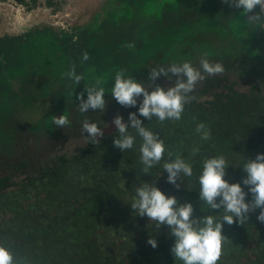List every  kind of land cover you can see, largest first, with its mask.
<instances>
[{"label":"trees","instance_id":"obj_1","mask_svg":"<svg viewBox=\"0 0 264 264\" xmlns=\"http://www.w3.org/2000/svg\"><path fill=\"white\" fill-rule=\"evenodd\" d=\"M250 14H260L263 19L259 7ZM176 25L167 24V31L174 33ZM144 28L140 24L135 31L118 32L119 36L112 39L101 32L98 40L92 42L94 49L87 50L89 59L84 62H81L83 54L76 57L74 50L61 51L54 61L60 72L46 84L56 86V97L66 102L63 108L79 101L85 83L96 81L105 88V98L115 101L110 89L116 72L122 69L126 70V75L135 76L145 87L151 88L144 74L151 68L169 64L160 53L152 58H140L139 51L147 44L141 40ZM247 29L252 49L250 57L231 53L221 58L217 54L220 49L198 52L199 60L219 62L224 71L214 76L204 74V79L198 81L189 94L180 120L161 122L155 117L150 121L141 117L145 126L164 140L165 159L181 155L192 163L193 176L178 178L179 188L167 181L166 171L160 177L159 165L153 167L150 174L142 172L139 136H136L134 149L122 152L114 146L113 135L118 133L111 123L113 119L100 126L105 134L94 144L88 142L86 134H81L84 138H76L71 146L58 147L46 160L39 156L38 163L26 154L30 150L28 145L37 142L38 136L28 135L27 131L16 135L13 131L19 130L14 126L8 130L12 133L6 137L11 143L5 146L0 139V153L5 149V157H16L17 161L7 164L8 169L13 173L18 171L23 178L0 173V244L8 247L17 261L27 264H179L171 252L174 240L168 235V226L156 229L154 221L136 215L132 209L133 185L142 180L157 181L162 191L175 195L181 203L191 201L194 215L203 216L207 213L201 210L197 180L202 159L223 154L231 163L238 164L243 156L255 158L257 153L264 152V26L251 24ZM156 36L157 32L150 36V41H145L150 43ZM41 51L37 50V61L45 64L47 55ZM73 67L85 76L78 85L64 76ZM90 68L103 73H89ZM24 76L22 83V76L11 77L10 82L1 79L0 90L15 97L28 95L34 88L29 75ZM165 78L170 85L164 86L160 78L156 83L164 87L175 84L174 77ZM238 84H242V88H238ZM42 92L49 94L47 89ZM116 104L120 106L116 105L117 114L125 121L138 107ZM12 108H2L0 120L1 115L9 116ZM89 111L79 112L77 119L63 128L54 124L47 126L54 135L81 131L84 120L93 121L87 118ZM201 122L211 131L208 140H202L195 131ZM2 127L0 122V133ZM129 131L136 135L134 129ZM14 136L17 138L11 141ZM194 149L199 151L194 152ZM245 175L242 167L230 165L225 178L237 182ZM243 187L247 191L248 186ZM246 199L250 201L252 194ZM258 214L259 209L249 212L244 223L224 224L222 234L226 238L217 264H264V222L257 219ZM150 236L157 239L156 248L147 243Z\"/></svg>","mask_w":264,"mask_h":264},{"label":"clouds","instance_id":"obj_2","mask_svg":"<svg viewBox=\"0 0 264 264\" xmlns=\"http://www.w3.org/2000/svg\"><path fill=\"white\" fill-rule=\"evenodd\" d=\"M229 2V0H225ZM232 6L242 9V14L252 12L253 9H264V0H230ZM239 20V19H238ZM247 23L264 26V19L260 14L249 17ZM89 54L84 52L81 62L87 61ZM224 66L212 63L208 59L200 61V67L193 66L190 61L171 63L167 67L151 68L148 71V80L154 85L145 87L144 82L135 76L126 75V70H119L114 76L110 89L112 98L124 107H137V110L128 114V120L117 114L113 117L112 124L118 135H113L115 147L125 152L134 149L136 136L141 138L139 145L140 169L143 173L150 174V170L159 165L161 175L167 172V181L177 188L178 178L193 176V165L181 155L175 158L165 159L166 145L159 134L154 133L145 126L142 118L150 121L155 117L158 121L180 120L189 94L193 91L196 83L204 79V74L214 76L222 73ZM171 74L175 78V84L164 87L156 81L162 76ZM64 76L76 85L85 80L82 73H77L75 68H70ZM86 93V97H85ZM105 88L99 81L86 84L84 91L79 96V111L84 113L89 109L95 111L105 109ZM53 124L57 128L69 124L68 117L63 113L54 116ZM82 134L94 144L99 137L104 136V128L97 122L84 120ZM129 129H134L133 135ZM195 131L202 140H208L211 131L201 122ZM194 149V152H198ZM169 157L171 153L169 152ZM242 167L246 174L242 181L230 182L226 179L229 166ZM159 177V178H160ZM199 189L198 199L201 210L207 214L194 215V205L191 201L181 203L175 195H168L155 183L142 180L133 185L131 207L141 217H148L150 222H155L154 227L161 229L168 226V235L174 242L171 252L175 262L179 264H217L222 251V244L226 238L222 234L224 224L234 222L244 223L248 219L249 212L259 209L257 219L264 222V152L257 153L255 158H245L238 164L231 163L223 154L204 157L201 171L197 177ZM243 186H248L245 191ZM252 199L247 200L248 194ZM213 210H219L215 212ZM211 213V214H209ZM153 248L158 246L154 236L147 241ZM0 264H27L26 261H17L8 247L0 244Z\"/></svg>","mask_w":264,"mask_h":264},{"label":"flooded vegetation","instance_id":"obj_3","mask_svg":"<svg viewBox=\"0 0 264 264\" xmlns=\"http://www.w3.org/2000/svg\"><path fill=\"white\" fill-rule=\"evenodd\" d=\"M10 1L19 6L14 14L19 20L23 17L22 13H19V9L23 12L32 13L37 7L50 9L52 15L59 12L65 19V22L61 23L62 25H53L47 18L25 25L22 21H18L17 26V24L12 23L9 17L10 12L6 15L0 14V80L4 78L10 82L11 77L22 76L20 78L22 83L25 79L24 75H29V80L34 88L28 95L22 97H15L6 90H0V113L2 108L13 107L9 116L1 115L0 122L3 123L13 119L16 120L15 122H21V127H26L28 124L23 122L24 117L20 116L18 111L20 108L27 107L28 102L31 101L30 99L35 100V96L44 89L49 91L47 96H52L50 102L55 103L54 106L56 105V86L46 84V82L50 78H56L55 76L59 74L57 61H54L64 49H67L68 53L72 52L71 44H74L72 42L75 39H77L76 44H79V47L75 48L77 52L74 51V54L78 57L81 53L87 52L89 47L93 48L94 43L92 42L98 40L101 32L109 34L108 37L112 39L119 36L118 32L130 33L133 30L135 31L141 24V27H146L142 30L141 40L147 44L138 51L144 55H147L148 51L152 54L159 51L161 55L164 54L166 57L165 44L171 41H181L184 38H198L197 40L203 39L212 44L216 40L221 41L222 47L213 48L212 51L220 49L217 54L223 58L231 55V51L224 50L227 46L223 38L224 33L217 28L226 29L227 33L235 32L231 28L229 31L230 20L228 21V19L238 13V18L243 25L239 31L248 33V24L244 21L247 15H251V12L242 14V9L232 6L230 0L227 3L225 0H107L102 7L93 9L92 12H90L91 7H89L90 9L83 8L80 15L79 13L65 14L66 2L62 0ZM111 4L115 6H111ZM63 6L64 9L62 10ZM140 12H143L146 16L149 14V20L140 21L143 18ZM173 22L177 24L174 33L168 32L169 28L166 29V25ZM222 25L223 27H221ZM155 32H157V36L150 43L146 42L145 40L150 41V36ZM220 34L223 35L222 38H220ZM196 35L198 36L196 37ZM137 36H139V33ZM230 38L238 41L237 34L230 36ZM42 45H44L45 50L41 53L48 51L51 57L45 64H40L36 57L37 50L42 49ZM155 45H158L159 49ZM207 48L211 50V47ZM195 51L196 48L192 52L186 53L185 57L183 56L181 59H186L193 66L196 64L195 67L199 68L201 59L199 60L200 55ZM152 54L146 58H152ZM232 55L237 56L240 54L232 53ZM69 57H71V54ZM91 71L89 73L97 75L103 73V71L98 72V70L91 69ZM60 105L61 107L64 106V104ZM35 127L36 124L33 129ZM15 128L18 129L17 126Z\"/></svg>","mask_w":264,"mask_h":264},{"label":"rangeland","instance_id":"obj_4","mask_svg":"<svg viewBox=\"0 0 264 264\" xmlns=\"http://www.w3.org/2000/svg\"><path fill=\"white\" fill-rule=\"evenodd\" d=\"M65 3V7L66 8V13H70L72 15V13H76L79 15L81 14V10L83 8H87L90 9L89 7H91L90 12L93 11V9H97L99 7H102L105 2L107 0H62ZM85 6V7H83ZM111 6H115L114 4H111ZM19 6L14 5L13 2L11 3L10 0H1L0 1V14L2 15H6L8 12H10L8 15L11 18V21L13 24H17L18 26V21L25 24H32L33 22H38V21H42L44 19H49L53 25H62L61 23L65 22L64 16L61 13H56L55 15H52L50 13V9H45L44 7H37L36 10H34V12L30 13V12H23V10L19 9V13L23 15L22 19L19 20L17 17L14 16L16 10H18ZM117 7V6H116ZM64 9V6L62 8V10ZM61 10V11H62ZM175 12V11H174ZM62 13H64L62 11ZM140 14L143 16V18L140 21H148L149 20V14H147V16L143 13L140 12ZM250 15H247L246 20L244 21V23L246 22V24L250 25V23H247L248 19H249ZM238 18V13L231 18L228 19L229 21V31L230 28L232 31L235 32H226V29L220 28L218 27L217 29L220 30V32L224 33V36L222 34H220V38H224V41H226V48L224 49L225 51H231V53H237L240 55H247V56H251L252 55V49L249 46V42H250V34L249 33H244V32H240V28L243 26L242 25V21ZM12 27V26H10ZM22 27V26H20ZM223 27V25L221 26ZM238 37V41L233 40L230 38V36L232 35H236ZM198 35H196L197 37ZM75 39V38H74ZM198 39V38H197ZM197 39H189V38H184L181 41H171L170 43L165 44V51L167 53V64H171V63H181L180 60H183L181 58H183V56L185 57L186 53L188 52H192L195 48L196 51L195 52H200L203 50H210L207 47H211V50H214L216 48H221L222 47V43L219 40H216L214 42V44L209 43L203 39L201 40H197ZM77 39L73 40L71 44L73 50L75 52H77L75 50V48L79 47V44H76ZM223 41V39H222ZM177 42H179L180 44H178ZM155 44V43H154ZM193 45V48H192ZM157 48L159 49L158 45ZM205 46V47H203ZM42 50H45L44 45L41 46ZM188 47V48H187ZM214 48V49H213ZM45 54L47 55L46 60H48L50 57V54L48 53V51L45 52ZM82 54V53H81ZM80 54V55H81ZM142 54V53H140ZM149 51L147 52V55H140V58H145L150 56ZM159 54V51L156 53L152 54V57H155ZM186 61V59H184L182 62ZM145 77H148V73L144 74ZM105 75H103L101 77V79L104 77ZM168 77H172L169 76ZM160 82L163 83L164 86L166 85H170L169 82H167V79L164 77L160 78ZM167 82V83H166ZM148 85H151L152 87V83H150V81L148 82ZM241 86H243L242 84H238V88H240ZM39 97H36V99H30L31 101L28 102L27 107L24 108H20V110L18 111V114L22 117V119L24 120V123H27L28 125L26 127H21L22 124L21 122H15L16 120L11 119V121H5L3 122V127H2V131L0 133V139H2L1 141L4 142V145H9L11 142L7 139L6 136H10L11 133L8 130H11V128L13 126H17L19 131H13L16 132V135H19L18 133L21 134H26V131L28 132V135L31 134H35L33 135L34 137L37 135V142L35 143H30L28 146L30 150H27V155L34 157V161L36 163H38V157L42 156L43 160H46V157H51L53 154H55L57 151L58 147L61 146H71V143L73 141H75L76 138H82L83 136L82 134V130L80 131L79 129L77 131L73 130L70 133H65L64 135H54V133L49 129V127L47 126V124H53V117L62 115L63 113L68 117L69 119V124L67 125H71L72 122H74L77 119V115H79V108H78V104L79 101H76L74 104L70 103L68 105H65L66 107H69L67 109H64L63 107H61L60 104H64L63 102H65L63 100V98H55L57 100L56 105L54 106L55 103L50 102V100H52V96H47L46 92H41L38 94ZM86 97V96H85ZM106 99V103H105V109L103 111H100L99 109H97L96 111H93L90 109L89 114L87 116L88 119L93 120L94 122H97L99 124V126L105 125L108 123V121L112 120L113 117L115 115H117V113L119 112V108L116 104V101H109L108 98ZM66 103V102H65ZM117 105V106H116ZM120 107V106H119ZM126 111V110H125ZM124 111V112H125ZM48 120V121H47ZM41 121H43L41 124H39ZM49 122V123H48ZM36 124V129H33V126ZM25 128V129H24ZM68 128V127H67ZM37 131V132H36ZM6 132V133H5ZM27 135V136H28ZM17 137L14 136L11 138V141H14V139H16ZM84 138V137H83ZM82 142V141H81ZM40 149V152H38ZM8 152V151H7ZM11 161L15 162L16 157H14L13 155L11 157H8V155H6L5 157V149L1 150L0 153V173L4 174V173H12L14 174L16 179H21L23 178V175L18 174L19 172H10V169H8V165Z\"/></svg>","mask_w":264,"mask_h":264},{"label":"water","instance_id":"obj_5","mask_svg":"<svg viewBox=\"0 0 264 264\" xmlns=\"http://www.w3.org/2000/svg\"><path fill=\"white\" fill-rule=\"evenodd\" d=\"M260 10H261V13H262V17H263V19H264V9H261V8H260Z\"/></svg>","mask_w":264,"mask_h":264}]
</instances>
